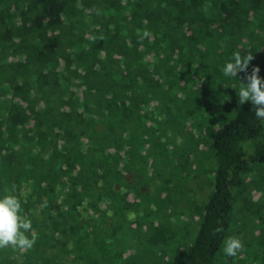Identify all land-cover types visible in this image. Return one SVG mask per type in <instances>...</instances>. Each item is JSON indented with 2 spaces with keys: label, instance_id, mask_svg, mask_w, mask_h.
I'll list each match as a JSON object with an SVG mask.
<instances>
[{
  "label": "trees",
  "instance_id": "obj_1",
  "mask_svg": "<svg viewBox=\"0 0 264 264\" xmlns=\"http://www.w3.org/2000/svg\"><path fill=\"white\" fill-rule=\"evenodd\" d=\"M235 51L264 77V0H0V197L26 193L38 236L0 264H264V122L223 74Z\"/></svg>",
  "mask_w": 264,
  "mask_h": 264
},
{
  "label": "clouds",
  "instance_id": "obj_2",
  "mask_svg": "<svg viewBox=\"0 0 264 264\" xmlns=\"http://www.w3.org/2000/svg\"><path fill=\"white\" fill-rule=\"evenodd\" d=\"M140 40L150 37V32L145 30L142 33L138 30ZM103 37H101L102 39ZM95 39V38H93ZM254 59L251 52L241 55L240 51H235L232 60L225 63L222 71L225 76L237 78L239 73H244L241 86L237 93L238 103L243 105L251 102L252 111L255 117L264 122V77L260 76V67L253 65L249 72V64ZM26 193L21 191L17 194L16 185L11 189H5V195L0 197V249L11 248L13 251L24 253L31 249L38 238L32 231L31 219L22 215L21 197ZM47 207L45 198L41 208ZM37 213L40 209L36 210ZM135 213H129L128 219H135ZM223 231L217 227L213 230V235ZM31 233V235H29ZM242 240L237 236H229L224 241V253L228 256H236L243 250Z\"/></svg>",
  "mask_w": 264,
  "mask_h": 264
},
{
  "label": "rangeland",
  "instance_id": "obj_3",
  "mask_svg": "<svg viewBox=\"0 0 264 264\" xmlns=\"http://www.w3.org/2000/svg\"><path fill=\"white\" fill-rule=\"evenodd\" d=\"M205 176H206V174H205ZM194 190H195L194 193L189 192L187 194L190 195L189 197H191V200L192 199L194 200V198H195V200L197 202H195V204L191 203L190 204L191 207H189V210H186L185 213L183 214L182 220L186 222L183 225L184 226L183 229H181L180 231L176 230L174 232V234H170L168 239H166L164 241H160V243H159L160 244L159 246H161L160 248L162 250L165 249L168 251V255H166V256H168L170 259L175 258L174 256L176 255L177 245H183V247L185 248L186 245L192 241V236L188 232V230L190 228H192V225L190 224V222H191L190 220H192L194 214L198 213V208H200V206L202 205V194H201L202 188L201 189L194 188ZM190 214H191V216H190ZM194 218H197V216L195 215ZM157 253H158V256H156L153 253L154 256L153 257L151 256L152 263L148 262V264H155V262L160 263L162 261L164 262V260L166 258H165V255H163V252L160 250V251H157ZM133 260H134V258L130 259V264Z\"/></svg>",
  "mask_w": 264,
  "mask_h": 264
}]
</instances>
